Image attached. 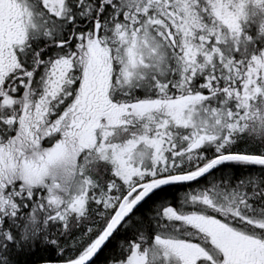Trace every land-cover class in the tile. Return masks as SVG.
Here are the masks:
<instances>
[{
	"label": "snow or ice",
	"instance_id": "obj_1",
	"mask_svg": "<svg viewBox=\"0 0 264 264\" xmlns=\"http://www.w3.org/2000/svg\"><path fill=\"white\" fill-rule=\"evenodd\" d=\"M0 264H264V0H0Z\"/></svg>",
	"mask_w": 264,
	"mask_h": 264
},
{
	"label": "trees",
	"instance_id": "obj_2",
	"mask_svg": "<svg viewBox=\"0 0 264 264\" xmlns=\"http://www.w3.org/2000/svg\"><path fill=\"white\" fill-rule=\"evenodd\" d=\"M99 259H103V253L100 254Z\"/></svg>",
	"mask_w": 264,
	"mask_h": 264
}]
</instances>
